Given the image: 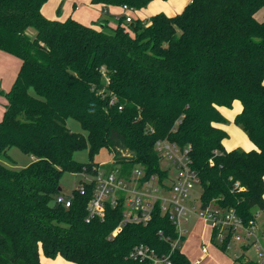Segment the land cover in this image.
<instances>
[{"label":"trees","instance_id":"1","mask_svg":"<svg viewBox=\"0 0 264 264\" xmlns=\"http://www.w3.org/2000/svg\"><path fill=\"white\" fill-rule=\"evenodd\" d=\"M48 1L0 0V51L21 61L12 88L0 91L7 99L0 156L18 148L34 159L21 170L0 163V264H42V255L71 264H143L127 259L140 244L170 254L165 238L176 240L178 231L159 201L146 226H120L123 198L107 204L104 219L87 222L93 182L85 195L72 192L69 208L56 202L63 176H96L105 150L113 156L107 171L129 179L141 168L142 182H164L161 140L191 150L203 209L217 205L246 225L255 221L264 212V19L256 18L264 0H192L180 14L120 18L115 26L50 19L42 12ZM152 1L91 4L141 11ZM235 101L242 111L234 122L253 143L249 151L224 145L220 108ZM69 119L86 135L72 132ZM84 150L89 161L78 162ZM171 260L194 264L181 249Z\"/></svg>","mask_w":264,"mask_h":264},{"label":"built area","instance_id":"2","mask_svg":"<svg viewBox=\"0 0 264 264\" xmlns=\"http://www.w3.org/2000/svg\"><path fill=\"white\" fill-rule=\"evenodd\" d=\"M120 8L122 14L118 16V19L123 18L126 23H131L136 18L137 10L133 7L123 5ZM104 12L106 14L107 11L105 10ZM107 82L109 83L108 80ZM156 149L162 160L170 162L177 169V177L171 186L167 184L169 178L161 182L158 176H152L146 182H142L145 173L141 168H136L129 179L122 177L119 169L107 171L102 164H100L99 168H94L97 171V175L94 177L86 173L76 174L85 177V180H81L78 188L75 189L81 195L86 193V183L90 184L93 182L95 184L93 195L88 205L89 216L87 222L94 218L104 219L107 204L116 207L120 199L123 198L125 200V212L120 226L128 223L146 226L151 222L153 209L159 201L163 214L169 216L178 231L176 240L165 238L166 241L171 243V253L160 254L149 246L140 244L130 251L127 259L143 264H173L171 260L172 252L180 249L181 243L184 241L183 220L187 222L191 215L197 214L210 228L211 243L213 245L215 242L219 246H225L228 251L234 242L240 243L243 247H249L251 239H255L251 245L260 251L258 264H264V250H262L259 242V234L257 235V217L261 211L256 213L255 221L248 225L233 211L220 208L217 205L211 204L204 209L201 207L202 211L196 213L195 207L190 208L186 205V201L193 190L200 186L199 176L191 166V150L189 148L181 149L167 140L158 141ZM73 196L72 193L68 196L60 195L57 197L56 202L69 208L72 204ZM160 235L163 236V233L160 232ZM202 250L203 254L209 253L207 246L203 245Z\"/></svg>","mask_w":264,"mask_h":264},{"label":"rangeland","instance_id":"3","mask_svg":"<svg viewBox=\"0 0 264 264\" xmlns=\"http://www.w3.org/2000/svg\"><path fill=\"white\" fill-rule=\"evenodd\" d=\"M168 0H153L151 4H149L146 8L141 10V14L143 16L149 17L152 14H156L158 12H162L166 7ZM74 5L79 6V10H74ZM43 14L50 19H60L67 16L72 15L75 19L82 20L87 23H91L92 25L96 24L93 21L99 23L100 19H107L112 24H116L117 21L114 17H106L105 15H101L97 6L87 0H49L44 6L42 10ZM156 12V13H155ZM93 22V23H92ZM28 34L34 38L36 36V30L29 29ZM5 53V52H1ZM15 61H18L19 66L21 65V61L14 56H12ZM7 63H3L5 65ZM1 65V66H2ZM19 69H16L12 63L7 64L5 66L0 67V91L8 92L17 77ZM16 74V75H15ZM34 93V91H32ZM7 105V99L2 93H0V121L3 118L5 109ZM226 126L230 129L234 126L231 119L226 118ZM68 128L75 133H81L86 135V132L82 129L81 125L73 120L69 119L67 121ZM242 141V140H241ZM240 141V142H241ZM247 141V140H246ZM249 144V143H248ZM231 142H227L226 146H230ZM237 149L246 151V147H238ZM251 149V148H250ZM249 150V149H248ZM8 157L5 158L0 156V163L5 165L6 167L14 170H21L27 166H29L33 161V157L24 154L18 148H12L8 151ZM74 158L81 163H87L89 161L88 150L77 152ZM99 163L111 164L113 163V156L109 154L107 150L101 153L99 157L96 158ZM162 168L168 169L170 172V177L167 181V184L171 186L176 177H177V169L176 167L166 160H162ZM81 180H85L83 175H76L66 173L61 180V195L68 196L75 189L78 188ZM201 187L197 186L193 192L191 193L189 199L186 201V205L190 208L195 207L196 213L202 211L200 195H201ZM182 227L185 230L184 241L181 243V251L188 257V259L192 262L197 260L200 261L199 264H242L240 258L244 255L246 259L253 260L256 262L260 261L259 252L256 247H253L251 243L255 239H251L250 246L247 249L240 243H232L231 249L227 252L221 250L220 246H215L213 244L205 243L206 238L209 236V227L205 224V222L200 219L197 214L191 215L188 218V221L185 222L183 220ZM257 235L259 234V242L261 243V248L264 250V212L261 211L259 216L257 217ZM207 246L209 251L208 254H203L202 247ZM42 264H71L65 261L62 258H57L55 260H51L45 258L42 255Z\"/></svg>","mask_w":264,"mask_h":264},{"label":"crops","instance_id":"4","mask_svg":"<svg viewBox=\"0 0 264 264\" xmlns=\"http://www.w3.org/2000/svg\"><path fill=\"white\" fill-rule=\"evenodd\" d=\"M91 3V0H87ZM192 0H168L167 4H166V7L161 10L163 13L167 14V15H176V14H180L184 8L191 2ZM152 3V2H151ZM47 4V3H46ZM46 4L44 6H46ZM92 5V4H91ZM94 6H97L101 15H105L106 17H114V19L116 21H118V16H120L122 14V10L121 8H104L103 6L101 5H94ZM44 8V7H43ZM79 6L77 5H74V10H79ZM43 10V9H42ZM107 11L106 14L104 11ZM142 11H137L135 17L136 18H140L141 20H147L149 19L151 16L155 15V14H152L151 16L149 17H146V16H143L141 14ZM156 13V12H155ZM160 13V12H158ZM157 14V13H156ZM68 17H72V15H67L65 17H63L62 19H67ZM74 18V17H73ZM256 18L258 20H263L264 19V7L258 11L256 13ZM76 20H78L76 18ZM104 20H107V19H100L99 22L101 21H104ZM80 22H82L83 24H86V25H92L91 23H87V22H84L82 20H78ZM109 21V20H108ZM95 23H97L96 21H93ZM92 22V23H93ZM109 24L110 25H113L115 26L116 24H112L110 21H109ZM12 55H9L7 53H1L0 51V67L2 66H5V65H9V64H13L14 66H16V69H20V66L18 64V61H15L14 59H12ZM16 58V57H15ZM18 59V58H17ZM3 63H7L5 65H2ZM2 65V66H1ZM16 75V74H15ZM220 111L222 112V114L224 115L225 119H231L232 122H233V125L234 127H232L231 129L226 126L225 124L222 125V128L228 133V138L226 139V141L224 142V145L226 147V149L228 151L230 150H234V149H237L238 147L242 146V147H246V151H249L251 149L254 148V145L253 143L250 141V139L248 138L247 134L243 131V129L240 127V126H237L235 124V118L237 115H239L242 111V105L240 102L238 101H235L233 103V106L232 108H226V107H221L220 108ZM242 140V141H241ZM247 140V141H246ZM241 141V142H240ZM227 142H231V145L228 147L226 146ZM249 143V144H248ZM251 148V149H250ZM249 149V150H248ZM211 243V230L209 228V236H208V239L206 238L205 240V243ZM242 258H244V261H248V259H246L245 256H243ZM246 259V260H245ZM199 260L193 262L194 264H199L197 263Z\"/></svg>","mask_w":264,"mask_h":264},{"label":"water","instance_id":"5","mask_svg":"<svg viewBox=\"0 0 264 264\" xmlns=\"http://www.w3.org/2000/svg\"><path fill=\"white\" fill-rule=\"evenodd\" d=\"M59 191H62V188H60Z\"/></svg>","mask_w":264,"mask_h":264}]
</instances>
